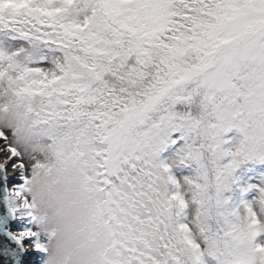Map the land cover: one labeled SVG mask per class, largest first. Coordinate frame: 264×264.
I'll use <instances>...</instances> for the list:
<instances>
[{"label": "snow or ice", "instance_id": "snow-or-ice-1", "mask_svg": "<svg viewBox=\"0 0 264 264\" xmlns=\"http://www.w3.org/2000/svg\"><path fill=\"white\" fill-rule=\"evenodd\" d=\"M0 264H264V0H0Z\"/></svg>", "mask_w": 264, "mask_h": 264}]
</instances>
